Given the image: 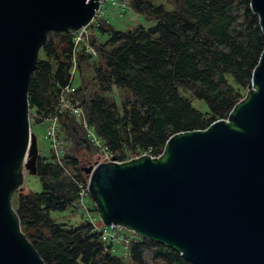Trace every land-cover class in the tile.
I'll return each instance as SVG.
<instances>
[{
    "label": "trees",
    "instance_id": "trees-1",
    "mask_svg": "<svg viewBox=\"0 0 264 264\" xmlns=\"http://www.w3.org/2000/svg\"><path fill=\"white\" fill-rule=\"evenodd\" d=\"M127 1L155 25L118 31L102 22L91 38L97 57L77 60L80 71L81 64L93 67L91 87L83 82L75 88L85 121L118 159L148 150L160 155L170 136L204 131L225 120L242 100L264 51L250 0H172V10L152 0ZM100 35L106 41L100 42ZM71 41V31L47 34L28 91L31 126L56 112L60 91L69 84ZM113 88L128 90L130 100L121 101V107L109 101L105 94ZM191 98L203 101L208 111L193 108ZM59 125L61 139L70 145L67 172L38 154L42 191L19 192L13 206L21 230L45 264H128L86 222L69 227L49 217L77 200L78 183L87 178L78 156L96 154L72 115L61 114ZM146 251L155 263L189 264L175 249L148 239L125 251L129 264H145Z\"/></svg>",
    "mask_w": 264,
    "mask_h": 264
},
{
    "label": "water",
    "instance_id": "water-1",
    "mask_svg": "<svg viewBox=\"0 0 264 264\" xmlns=\"http://www.w3.org/2000/svg\"><path fill=\"white\" fill-rule=\"evenodd\" d=\"M98 0H0V264H45L12 197L36 175L28 91L48 33L90 23ZM264 35V0H250ZM227 120L170 136L155 157L82 171L102 223L173 248L189 264H264V51Z\"/></svg>",
    "mask_w": 264,
    "mask_h": 264
},
{
    "label": "built area",
    "instance_id": "built-area-1",
    "mask_svg": "<svg viewBox=\"0 0 264 264\" xmlns=\"http://www.w3.org/2000/svg\"><path fill=\"white\" fill-rule=\"evenodd\" d=\"M128 9L130 8L129 2L127 0H98V9L95 11V15L90 23L85 27H82L80 30L72 32L69 84L66 87H63L60 91L55 114L44 119L42 123L45 125V139L48 141L50 152L49 158L53 164L59 165L64 170L66 147L64 140H62L59 135V116L63 113L72 115L81 124L85 131L88 142L95 148L97 155V165L103 160H108L116 164H119V162L126 163L136 154L147 157H155V155H153L150 150L134 154H127V156L123 159H118L115 155L110 153L103 144L102 140L97 136L95 129L89 126L85 121L83 110L81 107H79L76 101L75 88L72 85L77 70L78 57H97V51L91 43V38L97 33V30L102 22H107L105 17L106 12L111 10L121 15ZM31 121L33 122V119H31ZM88 185V177L86 178L85 182L78 183V197L77 200L72 204V207L82 210L84 222L91 225L94 231L100 233L101 241L104 244L112 246L113 251H116L117 248H122L123 250L127 251L131 244L142 241L144 238L130 230L121 227L106 226L102 223L99 216L97 218L93 217L91 206L84 203L85 198L89 196Z\"/></svg>",
    "mask_w": 264,
    "mask_h": 264
},
{
    "label": "rangeland",
    "instance_id": "rangeland-1",
    "mask_svg": "<svg viewBox=\"0 0 264 264\" xmlns=\"http://www.w3.org/2000/svg\"><path fill=\"white\" fill-rule=\"evenodd\" d=\"M155 4H163L167 10H172V0H152ZM106 20L108 21V24L115 30L118 31H127L130 30L136 26H143L145 28H149L155 25L154 20H149L145 18L142 15H138L135 12H133L131 9H128L123 14L119 15L115 11L108 10L106 12ZM107 36L106 35H100L99 41L104 42L106 41ZM38 57H42L41 50L39 52ZM93 62V61H92ZM94 77V69L92 66L90 68H87L84 66V64H81V71L76 70L75 77L73 80V87L78 88L83 82L89 84V88L91 87V83L93 81ZM185 96H190L189 93L183 92ZM247 95V90L243 91V98ZM105 96L108 98L109 101L116 103L117 106L121 107V101L124 99L130 100V93L126 89L118 90L116 88H113L111 92L105 94ZM191 97V96H190ZM242 98V99H243ZM191 103L193 108L198 110L201 113H206L208 111L207 105L198 99L191 98ZM29 121H30V128L31 132L34 134L36 138V144H37V150L38 154L41 157H50L49 152V146L48 141L45 139V125H35L31 126V118L29 113ZM65 147L68 151L70 148V145L65 144ZM97 155L92 153H85L83 151L79 156V164L81 168H87L90 165H93L96 162ZM32 192V193H39L42 191L41 181L40 178L37 175H30L26 172H23L22 177V190L21 192ZM17 194L15 193L12 197V205L15 206ZM84 203L91 206V211L93 217H98V214L95 210L94 204L90 197H86L84 200ZM50 219L57 223V224H65L67 226H78L82 222H84V218L82 217V210L81 209H75L72 206H67L64 211L60 212H50L49 215ZM116 256L119 258H122V260L125 263H130L128 252L126 253L125 250L122 248H117L116 250ZM151 252L146 251L144 253V263L145 264H162L161 262H153L151 259Z\"/></svg>",
    "mask_w": 264,
    "mask_h": 264
}]
</instances>
